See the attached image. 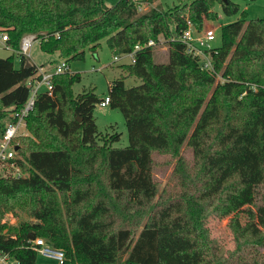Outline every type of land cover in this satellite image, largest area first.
<instances>
[{
    "label": "trees",
    "instance_id": "16d2710c",
    "mask_svg": "<svg viewBox=\"0 0 264 264\" xmlns=\"http://www.w3.org/2000/svg\"><path fill=\"white\" fill-rule=\"evenodd\" d=\"M177 1L139 12L134 0H0V32L16 53L22 36L34 33L42 51L71 64L102 39L126 53L180 34L187 18L205 28L218 18L217 3L227 15L240 11L235 0ZM167 53L161 61L146 46L135 62L121 64L139 85L110 82L126 146L113 145L121 137L115 126L99 131L94 109L102 99L93 88L75 93L79 72L53 77V96L38 97L28 134L18 137L24 176L0 175V250L19 264H39L29 242L34 232L65 251L62 264H264V18L243 11L222 25L215 71L182 42H169ZM19 55L18 64L14 52L0 57V134L8 107L22 105L24 82L38 68ZM185 143L192 160L181 154ZM155 152L177 158L163 187L153 173ZM18 211L36 222L3 220ZM227 216L231 248L209 227Z\"/></svg>",
    "mask_w": 264,
    "mask_h": 264
},
{
    "label": "rangeland",
    "instance_id": "374dc122",
    "mask_svg": "<svg viewBox=\"0 0 264 264\" xmlns=\"http://www.w3.org/2000/svg\"><path fill=\"white\" fill-rule=\"evenodd\" d=\"M117 0H106L109 5H113ZM240 4V11L233 15H227L223 12L220 4H216L215 10L218 12V18L215 20H206V27H212L216 30L217 39L214 41L215 46L221 44V27L224 24L236 21L242 17V12L245 11L248 18H264V0H235ZM178 3L177 0H157L152 6L160 5L161 7L168 9ZM6 42L1 41L0 33V57H7L13 53V48L5 45ZM158 56L161 61H167L168 53L167 50L157 48ZM30 59L33 63L45 65L49 68L53 64L63 60L59 54H49L41 50L40 39L35 40L30 49ZM117 53L111 49L106 39H102L100 45L94 52L90 48L85 50L84 58H78L71 61L72 72H79L81 74V80L74 85V91L76 94L81 93L84 89L93 88L95 93L100 99H105L109 95L110 82L117 78L124 77L126 87H132L139 85L142 81L137 76H126V72L121 66L122 62L128 60L125 58L122 61H115L114 56ZM20 55L15 53V62L18 64ZM217 80H223L218 75ZM94 116L99 128V131L113 132L112 125L115 126V130L121 132L120 140L115 142L114 146H126L129 144V132L126 124V120L123 112L119 108L112 107L111 104L102 106L100 102H97L94 109ZM4 123V120H2ZM26 127L20 128V132H25ZM181 154L187 159H193V150L184 144L181 150ZM154 159L156 161L153 173L155 180L164 185L172 181V171L174 169L177 158L172 157L167 153H154ZM230 216L223 219L212 218L209 222V227L212 234L218 236L223 243L228 247H233L232 232L228 226ZM4 221H7L12 225H19L23 221L36 222V219L30 217L24 211H18L17 214L8 212L5 216ZM244 220V218H243ZM39 264H50L52 261L49 258H45L39 255L37 259Z\"/></svg>",
    "mask_w": 264,
    "mask_h": 264
},
{
    "label": "built area",
    "instance_id": "2783aa9c",
    "mask_svg": "<svg viewBox=\"0 0 264 264\" xmlns=\"http://www.w3.org/2000/svg\"><path fill=\"white\" fill-rule=\"evenodd\" d=\"M134 2L139 12H145L153 5L148 3L147 0H134ZM186 24V28L180 34H173L169 38L160 35L158 39L152 38L145 44L138 43L130 52L117 53L114 56V60L122 61L125 58H128L126 62L124 60L122 63L135 62L137 52L146 46L167 50L169 42L179 41L185 45L188 53L199 57L204 62L203 66L205 68L215 71L212 60V51L217 47L214 45V41L217 39L216 30L212 27H205L199 30L189 18H187ZM1 39L6 42L8 40L7 33H2ZM35 40H38L36 34H24L21 38L18 53L30 57L29 52ZM62 73H72L71 66L65 59L56 62L51 68L45 65H38L35 74L29 76L24 82L28 88V95L25 101L19 107L16 104L8 107L11 110L10 116L4 120V131L0 134V175L15 177L24 176L21 166L17 161V147L20 146L18 137L28 134L27 117L34 109L38 97L42 93L53 96V77ZM253 87L256 88V85ZM109 103V95L100 101L102 106ZM23 126L26 127V131L20 132V128ZM5 232L6 229L3 233L0 230V236L6 234ZM29 242L31 248H33L38 255L49 258L52 261L50 264H62L65 262V251L54 247L44 237L36 236L34 239L29 238ZM0 264H19V261L9 252H3V250H0Z\"/></svg>",
    "mask_w": 264,
    "mask_h": 264
},
{
    "label": "water",
    "instance_id": "95a60500",
    "mask_svg": "<svg viewBox=\"0 0 264 264\" xmlns=\"http://www.w3.org/2000/svg\"><path fill=\"white\" fill-rule=\"evenodd\" d=\"M27 65H30V62H28ZM35 237H36V234L34 232L30 234V238L34 239Z\"/></svg>",
    "mask_w": 264,
    "mask_h": 264
},
{
    "label": "crops",
    "instance_id": "0c3cea01",
    "mask_svg": "<svg viewBox=\"0 0 264 264\" xmlns=\"http://www.w3.org/2000/svg\"><path fill=\"white\" fill-rule=\"evenodd\" d=\"M1 33V32H0ZM2 34V33H1ZM1 41H2V39H1ZM4 42V41H3ZM5 45H7V43H5ZM13 48V47H12ZM13 50V52L14 53H16V51L14 50V49H12ZM12 54V53H11ZM54 54H58V53H54ZM30 57H31V55H30ZM46 63H42V64H40V65H45ZM46 66V65H45ZM53 66V65H52Z\"/></svg>",
    "mask_w": 264,
    "mask_h": 264
}]
</instances>
